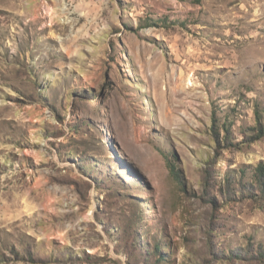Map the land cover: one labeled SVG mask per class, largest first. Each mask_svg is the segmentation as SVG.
<instances>
[{"label":"rangeland","instance_id":"rangeland-1","mask_svg":"<svg viewBox=\"0 0 264 264\" xmlns=\"http://www.w3.org/2000/svg\"><path fill=\"white\" fill-rule=\"evenodd\" d=\"M262 161L264 0H0V264H264Z\"/></svg>","mask_w":264,"mask_h":264},{"label":"trees","instance_id":"trees-1","mask_svg":"<svg viewBox=\"0 0 264 264\" xmlns=\"http://www.w3.org/2000/svg\"><path fill=\"white\" fill-rule=\"evenodd\" d=\"M258 114H260L259 110H257ZM261 127H263L261 125ZM262 129V128H261ZM170 168L172 169L173 173L178 176V170L176 169L175 165L173 163H169ZM253 180H255L259 185H261V188L264 189V161L260 162L254 171V175L252 176ZM163 256H161L162 258Z\"/></svg>","mask_w":264,"mask_h":264}]
</instances>
